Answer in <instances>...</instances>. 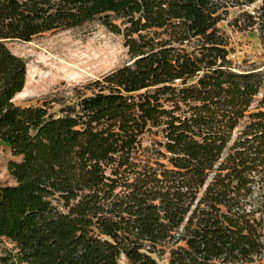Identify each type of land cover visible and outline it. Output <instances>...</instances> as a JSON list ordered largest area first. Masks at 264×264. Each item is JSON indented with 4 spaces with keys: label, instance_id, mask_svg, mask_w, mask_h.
<instances>
[{
    "label": "trees",
    "instance_id": "16d2710c",
    "mask_svg": "<svg viewBox=\"0 0 264 264\" xmlns=\"http://www.w3.org/2000/svg\"><path fill=\"white\" fill-rule=\"evenodd\" d=\"M219 3L0 0V142L19 158L0 264H264V71L231 66ZM244 15L264 43V0ZM93 21L129 62L61 114L15 104L26 66L6 42ZM152 129L165 162L141 156Z\"/></svg>",
    "mask_w": 264,
    "mask_h": 264
},
{
    "label": "rangeland",
    "instance_id": "374dc122",
    "mask_svg": "<svg viewBox=\"0 0 264 264\" xmlns=\"http://www.w3.org/2000/svg\"><path fill=\"white\" fill-rule=\"evenodd\" d=\"M219 0L221 20L217 27L223 35L227 59L235 71H264V43L257 25L250 26L245 13L254 14L261 0L242 4L241 0ZM10 51L22 58L26 66L23 89L14 95L15 104L44 106L49 113L58 115L74 106L81 96L92 93L90 82L129 62L122 34L109 31L98 21L80 27L45 32L30 41L8 40ZM261 94L256 96L249 111H254ZM68 111V110H67ZM242 123L234 130V136ZM145 133L141 139L143 159L165 162L157 142L161 134ZM10 149L0 142V184H13L7 166L18 160ZM264 191L253 190L252 198H264ZM3 247L12 244L3 242ZM158 264H166L165 255L157 257ZM120 264H126L121 258Z\"/></svg>",
    "mask_w": 264,
    "mask_h": 264
}]
</instances>
